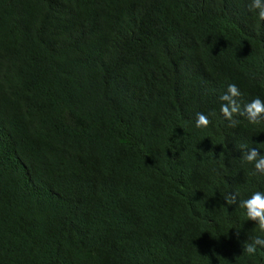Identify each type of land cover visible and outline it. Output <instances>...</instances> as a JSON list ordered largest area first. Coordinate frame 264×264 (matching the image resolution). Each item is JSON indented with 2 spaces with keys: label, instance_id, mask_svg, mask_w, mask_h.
Returning <instances> with one entry per match:
<instances>
[{
  "label": "trees",
  "instance_id": "obj_1",
  "mask_svg": "<svg viewBox=\"0 0 264 264\" xmlns=\"http://www.w3.org/2000/svg\"><path fill=\"white\" fill-rule=\"evenodd\" d=\"M250 4L0 0V264H264V120L220 110L264 100Z\"/></svg>",
  "mask_w": 264,
  "mask_h": 264
},
{
  "label": "clouds",
  "instance_id": "obj_2",
  "mask_svg": "<svg viewBox=\"0 0 264 264\" xmlns=\"http://www.w3.org/2000/svg\"><path fill=\"white\" fill-rule=\"evenodd\" d=\"M249 7L250 10L256 12L258 21L264 22V0H251ZM240 96L241 93L238 87L230 84L227 92L220 97L221 101L225 102L221 105L220 110L223 116L231 121V126L235 127L238 123V121L233 119L234 114H246L251 124H258L264 120V115H262L264 114V100L260 98L252 100L244 105L243 112H241V105L238 99ZM209 124L210 120L205 114L197 113V128H206ZM244 160L254 164L255 169L259 173L264 174V155H261L256 148L248 149L244 153ZM225 200L228 205H231L236 202V195L227 196ZM240 207L246 210L247 218L257 221L259 229L264 231V192H254L249 198L241 201ZM257 245L264 247V239L258 237L252 243L246 244L244 246V252L249 256H255Z\"/></svg>",
  "mask_w": 264,
  "mask_h": 264
}]
</instances>
